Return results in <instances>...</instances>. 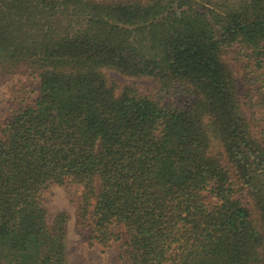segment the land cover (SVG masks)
Wrapping results in <instances>:
<instances>
[{"label":"trees","instance_id":"obj_1","mask_svg":"<svg viewBox=\"0 0 264 264\" xmlns=\"http://www.w3.org/2000/svg\"><path fill=\"white\" fill-rule=\"evenodd\" d=\"M15 73L0 264H68L53 184L79 188L87 246L123 227L125 264H264V0H0V77ZM178 93L190 104L161 105Z\"/></svg>","mask_w":264,"mask_h":264},{"label":"rangeland","instance_id":"obj_2","mask_svg":"<svg viewBox=\"0 0 264 264\" xmlns=\"http://www.w3.org/2000/svg\"><path fill=\"white\" fill-rule=\"evenodd\" d=\"M226 63L239 81V67L235 62L226 58ZM107 76L118 82H129L134 84L142 93L154 94V84L148 79L125 80L115 71H107ZM27 77L23 74L15 73L9 76L0 77V125L6 121L9 116L11 104V95L14 88ZM33 83L35 90L26 98V103L32 104L37 95V80L29 78ZM191 98L184 94L165 95L161 99V105L172 104L177 107L189 105ZM79 194V188L72 184L50 185L45 188L41 194L42 205L47 210V220L52 222L58 213L66 215V243L65 257L68 264H125L118 258L119 245L124 240V229L121 226H113L112 231L121 235V240L112 242L107 248L100 246H87V234L78 228L76 210V198Z\"/></svg>","mask_w":264,"mask_h":264}]
</instances>
